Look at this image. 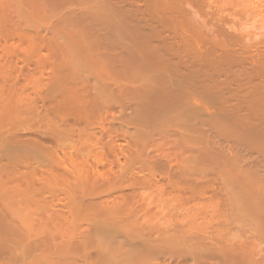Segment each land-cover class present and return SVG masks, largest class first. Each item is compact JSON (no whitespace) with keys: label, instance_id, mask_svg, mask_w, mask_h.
I'll return each instance as SVG.
<instances>
[{"label":"rangeland","instance_id":"374dc122","mask_svg":"<svg viewBox=\"0 0 264 264\" xmlns=\"http://www.w3.org/2000/svg\"><path fill=\"white\" fill-rule=\"evenodd\" d=\"M108 1L106 3H110L109 5L111 6H114V3H119L118 7L119 9H121V17L122 19H124L123 21H125V23H127L128 21H132L133 19V22L131 24L137 25V23L139 22V27L142 24V27H140L141 30L145 28V32H147L148 35L152 34L151 36L154 35L153 32L156 35V28H158L160 31L159 34L157 33L158 36L156 35L157 37H159L157 38L158 43L155 39H153V41L155 40L154 42H156L157 44H159L160 42L166 44L167 39V43L169 41V45L171 46H174L177 43V47V45L182 43L179 46H185L184 49L180 48L179 46L177 48H180V50L183 49L182 52L188 49V52H190L191 54V51H193L194 53V51L198 49L197 51L200 52H196V54L199 55L201 53L200 55H202V52H204L206 56L203 54V58H210L214 56V60H217L216 55H218V60L216 63H211L213 62L212 58H210L212 59L211 61H208V59H206L205 61V59L203 60L202 58V61L206 62L204 63V65L208 67L205 69L204 66L205 70L208 69V71H206L207 76L213 74L211 75V77L219 82H224L225 84L223 86H225L226 88L224 87L223 90L218 89L220 90V92L223 91L222 94L219 91L218 93H215V91L213 92L211 89L210 91L208 90V87H205L208 88L206 89V93L204 92L205 88H203V94L201 92V100L198 101L202 102V109H198V111L200 112H195L196 115L194 113L192 114L193 109L192 111H190L191 108H189L190 110H188V108L186 109L179 104H175L174 106H178V109L182 107L183 109L185 108L187 112H191L190 115H192L190 116V118L188 116L185 117L189 113L185 115L183 113V115H181V118L185 119V121L183 122H187V124H183L181 122L182 119L180 120L181 123L178 122L177 119H180V117H177L176 112H180L182 114L183 111H178L174 106H172L174 110L172 109V107L170 108L172 110H166V113L168 114H163L161 113V111H158L161 114L158 113V116H156L154 113L152 114L153 118L151 116V119L149 115L146 116L148 117L146 119V121L148 120V122L149 119L151 122L152 119H155L154 122L148 123L151 125L149 126L144 120L146 117H143L141 118V120H139V118L142 117L141 113L143 112H139L140 109H143V107L140 106L139 102H142L143 104L145 101H147V98L149 99L148 94L153 91V88L150 87V84L153 86V82L150 83L151 79L149 80L147 78L152 76L149 73L144 72L146 73V75L148 74L146 78L143 71L141 72L139 70L141 73L136 72V67L133 66L131 59L128 58L129 54L127 52V47L125 44V46L122 47V43L121 48L124 49V47H126V53L123 49V53H119L121 52V50L119 51L120 48L118 49V53L122 54L123 57L119 54V56L116 55L118 57L113 56L115 55L113 54L114 51L112 50V48L115 49V47H113L114 42L112 46V42L109 41L113 40L109 39L111 38L109 36H107L109 37L107 39L104 33H101V23H97L98 19L101 20V16H103L104 14L102 11H104L105 9L103 5L105 4V0H29V3L30 5H32V7L23 6L20 0H0V7L2 5V8H0V25L2 27V29L0 28V32L5 31L3 30V27H5L6 24H12L13 28H16L17 31L20 29L21 32L31 31L32 33H38V35H41L38 31H42L43 35L45 36L46 33V36H48V38L49 35L51 36L52 34H54L51 36V38L53 39V37H55L57 41L55 40V38V41H52H54V44L58 45V49L61 51V54L64 55V57L62 55L63 60L65 61L64 58H66V60L68 58L65 57V54L66 56L70 55V57L68 58L70 61L67 60V63L66 61L65 63L63 61V67L67 64V68L65 67V70L69 72V74L72 71L73 74L71 73L70 76L73 77V82L77 84V86L80 85V88L86 85V83L90 84L91 87L89 85L88 86L90 88V91L93 92L92 97L95 94L93 105L95 106V109L99 111L98 114L100 113L101 109V113L98 115L99 118L97 117V122L95 121L96 125H89V129L86 127L88 129L87 132H85V127L83 126V128L82 125H78V128L80 129L79 130L78 128H75V126L77 127V125L73 126L74 128H72L71 124L73 122H69L70 124H67L69 127L71 126V132L74 129L73 132H75L74 134L76 135H73V133L70 132L72 136L70 134L69 137L71 136L73 137V139L70 137L71 139L68 138L62 146H54L53 151H55L56 153H54L55 157L53 159L55 160L51 159V161H49L45 160L47 158H43L42 160L36 162V160L33 159L32 156H30L31 154L27 152L23 154L17 152V154H19L17 155L15 153V156L12 153L13 156H8V158L10 157L9 161L7 157V161L5 162L2 161L3 159H0V162H2L0 163L1 170L2 168H4V165L9 166L11 163V167H5L10 171L11 169L15 171L16 168H13L15 167L14 165H16L17 169L19 168L18 170H20V172L23 171L20 173L18 172V170H16L18 173L16 172L15 175L18 174L21 179L24 176H21L20 174L23 173L24 175V172H26L25 170H27L26 173L32 171V175L28 173L29 177L26 174L24 178H26V176L27 179L30 177H32L30 179H33V177H35L37 181L39 180V182H37V185L39 183V187H42V185L48 183V185L46 184L45 187L40 188L39 193H41L42 195L38 193L37 196L39 198V196L41 195V198H39L41 200H38L41 204L43 203V205L46 202L45 205L47 206L45 207V209L48 210L47 212H49V214L47 212H43L46 213L47 216H42L43 213L38 214L34 210L37 213L36 215L35 212L31 210V205L29 209L36 216H32V218L29 214L31 212H27L28 208L25 209L26 211L23 209L20 210V212L17 211L18 213L14 212L17 213L15 217L17 219H15L14 217L13 219L18 221H15V224H17L15 225V229L11 227L9 230H7L5 228H1L2 226H0V234L2 235H0V264H264V0H180L181 2H177L178 0H162L165 4L161 2V0H118V2L117 0ZM170 1H174L173 4L175 2L176 5L178 4V6H176L177 8L175 7V5L173 6L176 10H174L171 5L172 2ZM159 2L163 5H159ZM168 2L170 5L168 4ZM164 5L165 7L168 6L169 10L173 9L174 11L171 10L173 12L170 13L167 8H165L164 10ZM5 6H8V8ZM170 6L171 8H169ZM30 7L34 10L33 16L31 13L33 12V10L28 9ZM35 8L40 10L41 12H38ZM28 11L30 12V14L28 13ZM164 11L169 12V14H164L166 15V17L169 16V18H163ZM179 11L181 12V17ZM159 12H163L162 16ZM175 14L177 16L179 14V17H177ZM83 16H85V18ZM153 16H155V18L152 19ZM170 16L172 20L170 19ZM92 19L95 20L93 21ZM167 19L171 21L170 22L168 20V22H170V25H168L169 23L167 22ZM146 20L148 21V25H145L147 24ZM149 20H151V22L153 23H151ZM141 21L144 23V25L143 23L140 24ZM150 23L151 26L153 24V27L156 26L154 28L155 30L150 29ZM12 25H10V27H12ZM97 26L100 27V29ZM143 26L145 27L143 28ZM16 29H13V32L14 30L16 31ZM149 30H152V32H149ZM50 31L52 32L51 34ZM191 31L194 34L191 33ZM88 33L90 34V37ZM176 33L179 36V38H177V36H174L175 38H177V40L173 37V34ZM144 34L146 35V33ZM185 34L188 35V38L189 36L192 37L189 38L191 46L189 43H187L189 41L185 40ZM161 35L164 38H161ZM180 35H182V37ZM184 35L185 37H183ZM11 36L13 35H5V33L4 35H0V68L2 69L3 67L4 70L6 69L5 73H8L9 75L11 74L10 76L12 77V81L14 84H16L17 89H21L18 92H22L20 93L22 96L25 95V98H27V95L28 98L34 97L33 101L36 104L34 102L31 103H34L35 107H38L40 105L39 108H37L39 109L38 113L40 114L43 109L45 113V107H47L49 102L41 103L42 100H39V98H43L42 94L44 93L45 88L42 86L43 84H39L42 83L43 80L41 82L38 80L43 79L41 77L43 76V74H47V70L50 69L49 64L46 63L45 66L44 64H41L42 66L37 65L38 67H42L41 69L44 68V71H47L43 73L44 71L39 68L42 71L41 75L38 67H36L35 69L36 64H39V62L33 61L36 64L33 63L34 66H32L31 62L33 57L28 56V58L31 59L29 60L28 58H26V55H24L25 58L22 56L25 51L24 44L18 42L19 38H16L17 34L16 37L15 35L14 37ZM102 37L105 41L102 39ZM172 37L176 41L175 44V41L173 42V45V39H170ZM183 38L184 40H182ZM64 39L67 40L65 41ZM159 39L162 41H159ZM194 39H198V41L200 39L202 43H199L198 41L196 43V40ZM192 40H194V42ZM191 41L196 44L194 46H197V44L202 45V50L201 48H198L199 46L196 47L197 49L192 47ZM74 42L76 43L73 44ZM163 44H159L160 47H158L160 50L162 49ZM17 46L20 49L24 46V49L22 48L24 50H22L23 53L20 49L17 48ZM205 46H208V48L209 46H214L215 50L214 48L207 49ZM219 49L221 50L220 54ZM80 50H82L83 52L85 50H88V53L90 54L88 56L92 55L91 58H94L95 60L98 59L96 63L99 64V68L97 67V69H100V67L102 69L98 70L102 71V75L100 76L107 74L103 77H106L108 79L107 81L109 82V85H111H107L110 87V89L109 87L107 89H109V91H112V93L109 92V94L111 93L110 97L108 95L106 96V94L100 97V94H98L99 89L96 88L99 85H96L100 83V81L98 79L94 80V78H96V76L94 75L96 74L90 69V67L86 66L85 62L82 60L83 57L81 58L83 52L81 53ZM162 50V53H164V46ZM210 51H217L218 53L214 52L213 56L211 54L209 56L208 52ZM42 52L44 54L42 53L41 61L43 57L46 58L48 57L47 55H49L46 50H42ZM184 52L187 55L189 54L186 51ZM26 53H28L27 55H30L29 52ZM86 53L83 54L85 55ZM221 53H224L225 55H221ZM71 56H73V58ZM101 56L102 58L101 60H99ZM220 56H222L221 58L223 59H220ZM75 57L76 60L77 57L79 58L77 60L78 62L73 61L75 60ZM119 57H121V59ZM33 60H35V58ZM113 60H115L116 63L115 61L113 62ZM126 60H130L129 62H131L132 64L130 65L129 63L130 67L133 66L135 70L133 68H129V65L127 66L126 63L128 62H126ZM221 60L223 61V64ZM45 61L43 63H45ZM98 61H101V63ZM72 62H76V66L77 63L78 66H80L77 68L73 67L72 65H74V63ZM207 62L209 64L211 63L213 67L217 63L222 66L219 68L214 67V69L218 68L214 70L213 67L210 66L211 64L209 65ZM26 63H28L29 65ZM21 66L23 68H20ZM7 68L13 71L8 70ZM74 69H77L79 71H75ZM138 69L139 68L137 67V70ZM80 70L81 72L83 71V73L85 72V75L81 73ZM33 72L38 74L35 75V73ZM77 72H80L81 75ZM2 73L3 71L0 75H2ZM76 75L79 77L81 76V78L77 77ZM138 76L140 77L139 79ZM28 77H30L31 79ZM32 78H35V80L36 78L39 79L37 80V82H35ZM21 79H24V81ZM102 79L105 80L104 78ZM18 80H21V82ZM31 80H33L35 84L33 81L32 83ZM226 82L228 83L226 84ZM94 83L97 84L93 85ZM117 84L119 85L117 86ZM25 85H27L26 88L29 92L26 90ZM32 85H35V87L41 85L38 87L39 90L38 88H36L37 90L34 88V91L36 90L35 92L37 93H33L34 91ZM42 87L44 88V90H42ZM228 88H230V90H228ZM40 89L42 90V93ZM147 90L151 92L146 93ZM208 91H210V93H213L210 94L208 93ZM144 93H146L147 98L145 97L146 99L143 102V98H141L140 96H143ZM214 93L215 97H217L219 94L220 99L219 97L215 98L212 95ZM38 94H41L42 97ZM223 95L226 96L227 99H230L224 102V99L226 97H224ZM36 97L39 98H37V100L35 101ZM139 97L141 98V100L139 99ZM24 103L28 105L30 102H27L28 104L26 102ZM44 104H46V106H44ZM223 104L226 105H224L223 107ZM143 106L144 108H146L144 104ZM224 108L226 109L224 110ZM34 113L35 114L33 115L35 116L31 119L33 123L29 122L31 126L28 125V123L26 125V128L31 127L30 129H32V131L34 130L38 132L41 131V129L43 130V128V132H45V127L47 125L44 124V122H49L51 118L48 119V122H46V118H49L50 114L51 116H53L51 121H53V118L55 119L58 116H54L51 112H49L47 117L45 116V118H42V115L45 114L41 112L42 115L40 116H42V121H40L41 118L38 117L39 114H36L37 112L35 110ZM146 113L147 112H143V116H145ZM59 118L60 117L58 116L55 120H58ZM186 118L189 119V121L186 120ZM36 119L38 122L37 124H35ZM142 121H144L146 124H142V126L138 125L141 124ZM98 124L100 125L97 126ZM144 125H146V128ZM80 126L83 128V130ZM77 131H79V133L80 131H84V133H80V135L83 134L80 138L78 137L80 135ZM135 140L138 142L136 143ZM52 147L53 146H51V149H53ZM63 147L67 149L65 150ZM117 153L120 154L118 155ZM135 158L138 161H136ZM16 159L18 161H16ZM56 159L58 162H56ZM59 159H61V161ZM63 159L66 160L64 161ZM112 161L115 164L112 163ZM53 162L55 163V166ZM156 163L159 164L160 167H162L159 168ZM24 164L26 165V167ZM12 165L14 167H12ZM32 167L34 170H30L32 169ZM156 167H158L159 169ZM8 169L5 170L4 168L7 174L10 173L7 171ZM1 170L0 175L5 172H2ZM156 170L159 172H157ZM127 171L130 172L128 173ZM140 171L142 173H140ZM50 172L52 173V175ZM58 172L60 173L56 174ZM175 172L177 173L175 174ZM12 173L13 172H11V174ZM85 176H88L90 178L92 177L93 179H95V182L96 180H99L97 181V183H99L98 185H100V180L103 185H106V183L104 182V178L108 176L107 180L109 182V180L113 177L112 181H115L116 184H114L112 181L108 183L106 180L107 185L105 187H103V185H100L103 188L101 189L104 190V192H102V190L100 189V191L102 192L100 195H103L106 198L105 200H108L106 201V203H103L104 207H110L111 209H120L121 212L118 215H114V217L108 213H105L107 216L105 214H103V216H82L79 213L75 214V211L73 209L74 204L72 203V197H83L80 194H83V192L85 191L80 192L79 187L82 184L81 180H83V178H86ZM69 177L71 178L69 179ZM102 177H104L103 180ZM109 177L111 178L109 179ZM60 178L61 180H59ZM75 178L77 182H75ZM79 178L82 179L79 180ZM120 178H122L123 180ZM132 178L134 180L137 179L138 181H136L139 182L138 184L136 183L137 185H132L133 187L129 186V184H131L129 182L133 181ZM27 179H25V181L23 180V184L25 183V188ZM175 179L176 181H178L179 179L180 181H190L193 185L201 187L202 189L199 188V192L195 195L188 192L185 193L186 191L184 192L183 190H180L182 188L177 187L175 185L176 183L174 184ZM125 180L129 181L127 182ZM79 181L80 184H78ZM117 181H120L119 184ZM121 182H123V184ZM64 183L65 185H67V188L65 187ZM97 183L96 192L99 194L100 186L98 187ZM73 185L75 187H73ZM49 186H52V189H50ZM70 186L71 188H69ZM84 187L82 185V188ZM59 188L63 190H60ZM86 188H84L83 190H85ZM69 189L73 194L69 191ZM88 189L90 191V188ZM88 189L86 190L87 192ZM250 189L253 192L252 196ZM134 193L135 195H133ZM85 195L87 197L89 193ZM218 196H221V199L219 198L217 201ZM230 197L233 199V203ZM227 198H229L230 200ZM225 200L227 203L225 202ZM220 201L221 204L225 203L228 207L223 204L221 205V208ZM1 202L2 201H0V203ZM228 202H231L234 206L229 204ZM216 205H218V208H221V210L218 209ZM224 206L226 207V209ZM52 213L54 215V218L57 217L56 219L53 218ZM54 213L56 214V216ZM143 215L145 216L143 217ZM35 217H37V219L39 218L38 221L35 220ZM44 217L46 220H44ZM104 217L107 218L105 219ZM108 217H112V219ZM40 218H43L42 221ZM50 219L53 220L51 221ZM143 219H145L146 222ZM31 227H34V229H31ZM28 240L29 243L26 242Z\"/></svg>","mask_w":264,"mask_h":264},{"label":"bare ground","instance_id":"6f19581e","mask_svg":"<svg viewBox=\"0 0 264 264\" xmlns=\"http://www.w3.org/2000/svg\"><path fill=\"white\" fill-rule=\"evenodd\" d=\"M22 3V5L23 6H25V7H29V6H31L32 7V5H30V3H29V0H20ZM103 1V0H102ZM108 1V0H107ZM106 0H105V4H103L104 5V7H105V9H104V11H102L104 14H103V16H101V20H99L98 19V21H100V22H98L97 21V23L99 24V23H101V33H104V35H105V37H107V36H109V37H111V38H109V37H107V39L109 38V39H112L113 41H109V42H112V46H113V42H114V46L113 47H115V49H113L112 48V50L115 52H113V54H115V55H113L114 57L116 56V55H118L119 53H123L122 51L124 50L125 51V53H126V47H127V52H128V54H129V57L128 58H130L131 59V61H132V63H133V66L134 67H136V72H142L143 71V73L144 72H147V73H149L152 77H149V78H147L146 76L148 75H146V73H142L147 79H151L150 80V83H152L153 82V86L150 84V87H152L153 88V91H152V89H151V91L153 92H149V90H147L146 91V93H150V94H148V97H149V99L146 97L147 95H146V93H144V95L143 96H140L141 98H143V102H144V100L146 99L147 101H145L143 104L145 105V107L146 108H144V106H143V104H142V102H139V104H140V106H142L143 107V109H140V111L139 112H147L146 113V115L145 116H143L144 114H143V112L141 113L142 114V117H140V114H139V120H141V118H143V117H146V116H148L149 115V117H150V119H151V116H152V114H154L155 113V115L156 116H158L157 114L158 113H160V112H158V111H161V113H163V114H165L166 113V110L168 111V109H169V111L170 110H174V108L172 107V106H174L175 104H179V105H181V106H183V107H185L186 109L188 108V110H190L189 108H191V110L190 111H192V109H193V111H192V114L194 113L195 115H196V113H198V112H200V111H198V109H202V102H198L199 100H201V95L203 94V88H205V87H208V88H205V91L204 92H206L207 93V90L206 89H208V90H212L213 92L215 91V93H218V91L220 92V90H223V88L225 87V86H223L225 83L224 82H219V81H217V80H214L212 77H211V75H213V74H211V75H208L207 76V74H206V71H208V69L207 70H205L206 68H208V67H206V65H204V63H206V62H204V61H202V56H203V54L205 55V53L204 52H202L203 54L202 55H198V54H196V52H200V51H197L198 49L196 48V47H198L199 49L202 47V45H198L197 44V46H194V45H196L195 43H193L194 42V40H196V39H194V40H192L191 42H192V47H194V48H196L197 50H195L194 51V53H193V51H191L192 53L190 54V52H188V49L187 50H184V51H186V52H188L189 54L187 55L184 51V53L182 52V50L184 49V47H182V46H179V45H181L182 43H180L179 45H177V47H176V41L173 39V37L174 36H177V38H179V36L177 35V33L176 34H173V37L172 38H170L171 40L173 39V41H172V45H173V42H174V46L176 47H174V46H171V45H169V41H168V43H167V39H166V44H163V42H160L159 44H163V46H164V53H162L163 52V46H162V51L159 49V44H157L158 43V41H157V38H159V37H157L158 35H157V33L159 34V29L158 28H156L157 30V33H156V35H155V33L153 32V36H151L152 34L151 33H149V34H151V35H148V33L147 32H145L146 30H145V26H143V28L144 29H142L141 30V28L140 27H142V24L141 23H143L142 21L140 22V27L138 26V23H137V25L135 24V22H134V24L136 25H133V24H131L132 22H133V19H132V21H126L127 23H125V21H123L124 19H122V17H121V9H119V3H117V4H115L114 3V6H111V5H109L108 3H106L107 2ZM149 1V0H148ZM175 1V0H174ZM173 1V2H174ZM177 1V0H176ZM181 1H184V0H181ZM180 0H178L177 2H181ZM189 1V0H188ZM84 2V1H83ZM91 2V1H90ZM93 2V1H92ZM109 2V1H108ZM116 2V1H115ZM117 2H118V0H117ZM153 2V1H152ZM161 2H163L164 3V1H162L161 0ZM167 2V1H166ZM170 2H172V1H170ZM173 2H172V7L175 5V7L176 6H178V4L176 5L175 3L173 4ZM17 3V2H16ZM66 3V2H65ZM140 3V2H139ZM194 3H196V2H194ZM2 4V3H1ZM34 4V3H33ZM39 4V3H38ZM108 4V5H107ZM163 5L162 3H160L159 2V5ZM165 4V3H164ZM168 4H169V2H168ZM168 4H166V5H168ZM170 5V4H169ZM150 6V5H149ZM5 7H7L8 8V6H5ZM24 7V8H25ZM28 8L29 10L30 9H32L33 10V8ZM142 7V6H141ZM162 7V6H161ZM0 8H2V5H1V7ZM84 8V7H83ZM122 8V7H121ZM139 8V7H138ZM165 8H167L168 9V6L167 7H165V5H164V7H163V9L165 10ZM169 8H171V6L169 7ZM174 8V7H173ZM177 8V7H176ZM6 9V8H5ZM26 9V8H25ZM27 9V10H28ZM36 9V8H35ZM40 9V8H39ZM102 9V8H101ZM31 10V11H32ZM38 12L40 11V10H38V9H36ZM171 10H173V9H171ZM171 10H169L168 9V11H170V13H172L174 10H176L175 8H174V10L173 11H171ZM2 11V10H1ZM7 11V10H6ZM86 11V10H85ZM84 11V12H85ZM150 11V10H149ZM161 11V10H160ZM168 11H164V13H163V18L165 19V18H169V16L168 17H166V15H164V14H166V13H168L169 14V12ZM181 11V10H180ZM179 11V12H180ZM41 12V11H40ZM142 12V11H141ZM157 12H158V10H157ZM182 12V11H181ZM181 12L179 13L180 14V17H181ZM4 13H5V11H4ZM28 13L30 14V12L28 11ZM32 13V16H33V13H34V10H33V12H31ZM36 13V12H35ZM89 13H90V11H89ZM159 13H161V12H159ZM162 13H161V16H162ZM177 13V12H176ZM39 14V13H38ZM41 14V13H40ZM88 14V13H87ZM179 14H178V16L177 17H179ZM9 15V14H8ZM85 15V14H84ZM149 15V14H148ZM11 16H12V14H11ZM14 16V15H13ZM39 16V15H38ZM132 16V15H131ZM147 16V15H146ZM150 16V15H149ZM174 16V15H173ZM4 17V16H3ZM6 17V16H5ZM8 17V16H7ZM42 17V16H41ZM84 18H85V16H83ZM99 17V16H98ZM97 17V18H98ZM133 17V16H132ZM135 17V16H134ZM176 17V18H177ZM9 18V17H8ZM18 18V17H17ZM31 18V17H30ZM34 18V17H33ZM87 18V17H86ZM128 18V17H127ZM153 18H155V16H153L152 17V19ZM173 18V17H172ZM32 19V18H31ZM59 19V18H58ZM136 19V18H135ZM140 19V18H139ZM149 19H151V18H149ZM162 19V18H161ZM170 19H171V16H170ZM180 19V18H179ZM179 19H178V21H179ZM14 20V19H13ZM20 20V19H19ZM18 20V21H19ZM60 20V19H59ZM86 20V19H85ZM93 21L95 20V19H92ZM145 20V19H144ZM156 20V19H155ZM168 20L169 19H167V22H168ZM172 20V19H171ZM32 21V20H31ZM147 21V20H146ZM146 21H144V22H146ZM150 22H151V20H149ZM170 21V20H169ZM181 21H183V20H181ZM40 22H42V21H40ZM129 22H130V24H129ZM158 22V21H157ZM164 22V21H163ZM166 22V21H165ZM171 22V21H170ZM170 22H168L167 24L168 25H170ZM20 23V22H19ZM93 23V22H92ZM96 23V24H97ZM151 23H153V22H151ZM151 23L149 24L150 26H151ZM179 23V22H178ZM183 23V22H182ZM21 24V23H20ZM24 24H26V23H24ZM53 24V23H52ZM95 24V23H94ZM123 24V25H122ZM158 24V23H157ZM10 25H12V24H10ZM10 25H5V27H3V30H5V31H1L0 32V35H4V33H5V35H13V36H11V37H14V35H15V37H16V34H17V37L16 38H19L18 39V42L20 43H23L24 44V46H25V49H24V46L23 47H21V49L20 48H18V46H17V48L18 49H20L21 51L23 50L24 51V53H23V51H22V53H23V57H24V55H26V58H28V56H32L33 57V59L35 58V60H33L32 59V66H34L33 65V61H36V62H39V64H36V63H34V64H36V66H35V69H36V67H38L39 65L40 66H42L43 64H44V66H45V64L47 63V64H49V70H45L46 72H47V74L45 73V71H44V68L43 69H41L42 67H38V70H43L44 72L43 73H45V74H43V76H41L43 79H40V80H38L37 78H36V80H35V78L33 79L35 82H37V80L38 81H42V83H39V84H43L42 86L45 88V90H44V88L42 89V90H44V93L42 94L43 95V98H39V97H36V99H35V101L37 100V98H39V100L41 101V103H44V102H49L48 103V105H47V107H45L46 109V112L44 113V109H43V111H41V112H43V114H45V115H42V113L40 112V114L38 113L39 112V109H37V108H39V106L38 107H35L34 106V97H29L28 98V95H27V98H25L24 96L25 95H21L20 93H22V92H18V91H20L21 89H17V86H16V84H14L13 83V81H12V77L8 74V73H5V70L3 69V67H2V71H3V73H2V75H0V159L2 160V161H7V159H6V157L8 158V156H13L12 155V153L14 154V156L17 154V152H20L21 154H23V153H30L31 155L30 156H32L33 157V159H35L36 160V162H38V161H40V160H42L43 158H47V159H45V160H49V161H51V159L52 160H55V159H53L54 157H55V154L54 153H56L55 151H53L54 150V146H56V147H58V146H62L63 145V143H65L66 141H67V139L69 138V139H73V137H71L72 136V134L71 133H73V135H76V134H74L75 132H73L74 131V129L72 130V132L70 131V129H72V128H74L73 126H75V125H77V127L75 126V128H78L79 126L78 125H82V127L84 126L85 128L87 127L88 129L90 128V126L91 125H96L95 124V121L97 122V119L99 118L98 117V115L101 113V109H100V113L98 114V112L99 111H97V109H95V106L93 105V99H95L94 97H95V94L93 95V97H92V94H93V92L92 91H90V88H89V86H90V84H87L86 82V85H84V86H82L81 88H80V85L79 86H77V84H75L74 82H73V77L72 76H70V74L72 73V71L70 72V74H69V72H67L66 70H65V67H66V65L63 67V57H64V55L63 54H61V51L58 49V45H56V44H54V41L56 40V38L55 37H53V39L51 38V36L52 35H54V34H52L51 36L49 35V38H48V36H46V33H45V36L43 35V32L42 31H38L39 32V34H41V35H38V33L37 34H35V33H32L31 31H26V32H21V30L19 29L18 31H17V29L16 28H13V25H12V27H10ZM57 25V24H56ZM143 25H144V23H143ZM145 25H148V21H147V24H145ZM154 25V24H153ZM153 25L150 27V26H148V27H150V29H153V30H155L154 28L156 27H153ZM161 25H162V23H161ZM164 25V24H163ZM172 25V24H171ZM184 25V24H183ZM23 26V25H22ZM24 26H26V25H24ZM165 26V25H164ZM98 27V26H97ZM100 27H98L99 29H100ZM159 27V26H158ZM162 27V26H161ZM0 28L2 29V27H1V25H0ZM16 29V31L14 30V32H13V29ZM57 28V27H56ZM146 28H147V26H146ZM164 28V27H163ZM173 28H174V26H173ZM139 29H140V31H139ZM149 29V28H148ZM161 29V28H160ZM50 30V29H49ZM98 30V29H97ZM166 30H167V28H166ZM176 30H178V29H176ZM33 31V30H32ZM57 31V30H56ZM162 31H163V29H162ZM186 31H188V30H186ZM2 32H4V33H2ZM12 32H13V34H12ZM15 32H17V33H15ZM42 32V33H41ZM46 32H48V31H46ZM149 32H152V30L150 31L149 30ZM169 32V31H168ZM174 32H176V31H174ZM15 33V34H14ZM52 32L50 31V34H51ZM54 33V32H53ZM142 35H141V34ZM144 33H146V35L144 34ZM167 33V32H166ZM165 33V34H166ZM171 33H172V30H171ZM179 33H180V31H179ZM182 33V32H181ZM185 33V32H184ZM191 33H193L192 31H191ZM89 34V33H88ZM97 34V33H96ZM161 34V33H160ZM183 34V33H182ZM187 34V33H186ZM185 34V35H186ZM194 34V33H193ZM56 35V34H55ZM86 35V34H85ZM100 35H103V34H100ZM145 35V36H144ZM163 35H164V33H163ZM185 35L183 36V37H185ZM190 35V34H189ZM196 35V34H195ZM59 36V35H58ZM98 36H99V33H98ZM162 36V35H161ZM160 36V37H161ZM167 36V35H166ZM165 36V37H166ZM181 37H182V35H180ZM193 36V35H192ZM5 37V36H4ZM57 37V36H56ZM61 37V36H60ZM89 37H90V34H89ZM104 37V38H105ZM154 37V38H153ZM156 37V38H155ZM168 37V36H167ZM166 37V38H167ZM169 37H170V35H169ZM191 36H189V38H190ZM194 37V36H193ZM9 38V37H8ZM54 38H55V40H54ZM58 38V37H57ZM62 38V37H61ZM101 38V37H100ZM161 38H164L163 36L161 37ZM160 38V39H161ZM175 38V37H174ZM177 38H175L176 40H177ZM188 38V35H186V39L185 40H187V41H189V42H187V43H189L190 44V46H191V43H190V39ZM192 38V37H191ZM15 39V38H14ZM60 39V38H59ZM67 39H69V38H67ZM66 39V40H67ZM96 39H98V38H96ZM102 39H103V37H102ZM106 39V38H105ZM153 39H155L156 40V42H154L153 41ZM159 39V41H162V40H160ZM201 39V38H200ZM200 39H199V41H198V39L195 41L196 43H197V41L199 42V43H202V41H200ZM8 40H10V39H8ZM17 40V39H16ZM52 40H54V41H52ZM65 40V39H64ZM65 40V41H66ZM104 40V39H103ZM182 40H184V38L182 39ZM15 41V40H14ZM57 41V40H56ZM78 41V40H77ZM105 41V40H104ZM125 43H124V42ZM93 42V41H92ZM171 42V41H170ZM8 43V42H7ZM76 42H74L73 44H75ZM79 43V42H78ZM95 43V42H94ZM100 43V42H99ZM102 43V42H101ZM106 43V42H105ZM123 43V44H122ZM10 44V43H9ZM15 44H17V43H15ZM97 44V43H96ZM109 44V43H108ZM121 44H122V47L123 46H125L126 45V47H124V49L123 48H121ZM125 44V45H124ZM18 45H20V44H18ZM99 45V44H98ZM102 45V44H101ZM110 45V44H109ZM60 46V45H59ZM106 46V45H105ZM111 46V45H110ZM159 46V47H158ZM178 46L180 47V48H183L182 50H180V48L179 49H177L178 48ZM7 47V46H6ZM98 47V46H97ZM191 47V48H192ZM207 49H211V48H214V46L212 47V46H209V48H208V46H205ZM23 48V49H22ZM120 48V49H119ZM193 48V49H194ZM225 48V47H224ZM118 49H119V51L121 50V52H119L118 53ZM123 49V50H122ZM221 49V48H220ZM219 49V50H220ZM12 50V49H11ZM42 50H46L47 52H48V54L49 55H47L48 57H46V58H42V61H41V57H42ZM111 50V49H110ZM201 50H202V48H201ZM205 50V49H204ZM213 50V49H212ZM214 50H215V48H214ZM18 51V50H17ZM81 51V53L83 52L82 50H80ZM79 51V52H80ZM86 51V50H85ZM83 52V53H86L85 55L82 53V55H81V58L83 57V61L85 62V64H86V66H88V67H90V69L96 74V75H94V76H96V78H94V80H99L100 81V83H94L93 85H96V86H98L96 89H99V93L98 94H100V97L101 96H104L105 94H106V96L108 95L109 97H110V95H111V93H112V91H109V89H110V87L109 86H111V85H109V82L107 81L108 79L106 78V77H103V76H106L107 74H105V75H103V76H100V75H102V71H98V70H100L101 69V67H100V69H97V67L99 68V64L98 63H96V61L98 60H95L94 58H91V56H88V55H90L89 53H88V50L86 51V52ZM97 51V50H96ZM102 51V50H101ZM105 51V50H104ZM104 51H103V53H104ZM226 51V50H225ZM8 52V51H7ZM14 52V51H13ZM26 52H29V54L30 55H27L28 53H26ZM41 52V53H40ZM90 52V51H89ZM214 52H217V51H214ZM214 52L213 51H210V52H208L209 54V56H210V54L213 56V54H214ZM220 52H221V50L219 51V54H220ZM2 53V52H1ZM5 53H6V51H5ZM12 53V52H11ZM10 53V54H11ZM18 53V52H17ZM17 53H15V54H17ZM26 53V54H25ZM46 53V52H45ZM95 53V52H94ZM99 53H100V51H99ZM107 53V52H106ZM109 53V52H108ZM218 53V52H217ZM225 53V52H224ZM224 53H221V55L222 54H224ZM13 54V53H12ZM21 54V53H20ZM44 54V53H43ZM111 54V53H110ZM109 54V55H110ZM216 54V53H215ZM226 54V53H225ZM224 54V55H225ZM5 55V54H4ZM19 55V54H18ZM41 55V56H40ZM62 55H63V57H62ZM96 55V54H95ZM94 55V56H95ZM120 56H122V54H119ZM118 55V56H119ZM125 55V54H124ZM223 55V56H224ZM13 56V55H12ZM11 56V57H12ZM40 56V57H39ZM46 56V55H45ZM88 56V57H87ZM93 56V57H94ZM111 56V55H110ZM118 56H116V57H118ZM128 56V55H127ZM206 56V55H205ZM204 56V57H205ZM209 56H207V57H209ZM217 56V60H218V55H216ZM2 57V56H1ZM65 57H70V55H68V56H66V54H65ZM72 58H73V56H71ZM114 57H113V59H114ZM123 57V56H122ZM222 56H220L219 58L220 59H223V58H221ZM18 58V57H17ZM25 58V57H24ZM67 58V60H69ZM101 58H102V56L99 58V60H101ZM120 59H121V57H119ZM118 58V59H119ZM127 58V59H128ZM210 58H212L213 59V62H211V63H216L217 62V60H214L215 58H214V56L213 57H210ZM210 58H203V60L205 59V61H206V59H208V61H211L212 59H210ZM225 58V57H224ZM5 59V58H4ZM29 59V58H28ZM47 59V60H46ZM65 59V61H66V63H67V60H66V58H64ZM79 58L77 57V60H78ZM116 59V58H115ZM210 59V60H209ZM9 60V59H8ZM29 60H31V59H29ZM45 61V63H43L44 61ZM72 60V59H71ZM76 60V57H75V60H73V61H76V62H78ZM117 60V59H116ZM225 60V59H224ZM5 61V60H4ZM65 61H64V63H65ZM70 61V60H69ZM115 60H113V62H114ZM130 60H126V62H128V63H126L127 64V66L129 65V63H130V65H132L131 64V62H129ZM222 61V60H221ZM2 62V61H1ZM20 62V61H19ZM26 62H29V61H26ZM76 62L74 63V62H72V63H74V65H72L73 67H75V68H77V67H79L78 66V63H77V66H76ZM80 62V61H79ZM98 62H100L101 63V61H98ZM227 62V61H226ZM30 63V64H31ZM115 63H116V61H115ZM118 63V62H117ZM208 63V62H207ZM210 63V64H211ZM26 64H28V63H26ZM42 64V65H41ZM69 64H70V62H69ZM68 64V65H69ZM97 64H98V66H97ZM209 64V63H208ZM209 64V65H210ZM222 64H223V61H222ZM5 65V64H4ZM8 65V64H7ZM13 65V64H12ZM17 65V64H16ZM25 65V64H24ZM29 65V64H28ZM38 65V66H37ZM130 65H129V68H133V66L132 67H130ZM217 65V66H216ZM214 67H221L222 65H220L219 63H217ZM220 65V66H219ZM9 66V65H8ZM23 66V65H22ZM20 67V68H23V67ZM48 66V65H47ZM70 66V65H69ZM204 66H205V69H204ZM208 66V65H207ZM210 66H212V64L210 65ZM210 66H209V68H210ZM15 67V66H14ZM25 67V66H24ZM137 67L139 68L138 70H137ZM213 67V66H212ZM211 67V68H212ZM214 67H213V69H214ZM9 68V67H8ZM7 68V69H8ZM26 68V67H25ZM30 68V67H29ZM40 68V69H39ZM67 68V67H66ZM218 68H216V69H218ZM227 68V67H226ZM14 69V68H13ZM27 69V68H26ZM34 69V68H33ZM118 69V68H117ZM127 69H128V67H127ZM126 69V70H127ZM131 69H129V70H131ZM134 69V68H133ZM216 69H214V70H216ZM0 70V71H1ZM8 70H11V69H8ZM8 70H7V72H8ZM16 70V69H15ZM14 70V71H15ZM19 70H21V69H19ZM29 70V69H28ZM37 70V71H38ZM40 70V73H41V75H42V71ZM75 70V69H74ZM73 70V71H74ZM77 70V69H76ZM75 70V71H76ZM82 70V69H81ZM81 70H80V72H81ZM102 70V69H101ZM135 70V69H134ZM140 70V71H139ZM1 71V72H2ZM11 71H13V70H11ZM35 71V70H34ZM77 71H79V70H77ZM234 71V70H233ZM1 72H0V74H1ZM10 72V71H9ZM31 72V71H30ZM80 72H77V73H80ZM101 72V73H100ZM140 72V73H141ZM213 72V71H212ZM219 72V71H218ZM13 73V72H12ZM33 73H35V72H33ZM81 73H83V71L81 72ZM81 73H80V75H81ZM85 73V72H84ZM83 73V74H84ZM132 73V72H131ZM207 73H209V72H207ZM216 73V72H215ZM222 73V72H221ZM234 73V72H233ZM16 74V73H15ZM21 74V73H20ZM32 74V73H31ZM38 74V73H37ZM36 73H35V75H37ZM73 74V73H72ZM237 74V73H236ZM85 75V74H84ZM136 75V74H135ZM138 75H140V74H138ZM238 75V74H237ZM77 76V75H76ZM143 76V77H144ZM222 76V75H221ZM32 77V76H31ZM72 77V78H71ZM77 77H79V76H77ZM76 77V78H77ZM88 77V76H87ZM104 78L105 80H103L102 78ZM108 77V76H107ZM134 77V76H133ZM21 78V77H20ZM28 78H30V77H28ZM79 78H81V76L79 77ZM140 77L138 76V79H139ZM25 79V78H24ZM24 79H21V80H23L24 81ZM31 79V78H30ZM75 79V78H74ZM143 79V78H142ZM21 80H18V81H20L21 82ZM33 80H31V82L33 81ZM84 80V79H83ZM86 80V79H85ZM91 80V79H90ZM89 80V81H90ZM120 80V79H119ZM148 80V81H149ZM223 80V79H222ZM27 81V80H26ZM33 81V82H34ZM88 81V80H87ZM92 81V80H91ZM106 81H107V83H106ZM110 81V80H109ZM139 81V80H138ZM225 81V80H224ZM19 82V83H20ZM28 82H29V80H28ZM32 82V83H33ZM35 82H34V84H35ZM95 82V81H94ZM232 82V81H231ZM234 82V81H233ZM242 82V81H241ZM18 83V82H17ZM84 83V82H83ZM111 83V82H110ZM147 83V82H146ZM228 82H226V84H227ZM245 83V82H244ZM21 84V83H20ZM19 84V85H20ZM112 84H114V83H112ZM89 85V86H88ZM107 85H109V86H107ZM119 84H117V86H118ZM143 85V84H142ZM231 85V84H230ZM21 86V85H20ZM19 86V87H20ZM24 86V85H23ZM33 86V91H34V88L36 89V88H38L39 86H41V85H38L37 87H35V85H32ZM114 86V85H113ZM233 86V85H232ZM18 87V88H19ZM27 87V85H25V88ZM91 87V86H90ZM109 87V89H107ZM145 87V86H144ZM24 88V87H23ZM30 88V87H29ZM41 88V87H40ZM93 88V87H92ZM113 88V87H112ZM111 88V89H112ZM226 88V87H225ZM237 88V87H236ZM240 88V87H239ZM248 88V87H247ZM140 89V88H139ZM218 89H220V90H218ZM25 90V89H24ZM26 90H27V88H26ZM37 90V89H36ZM35 90V91H36ZM38 90H39V88H38ZM41 90V89H40ZM42 90H41V93H42ZM210 90V91H211ZM228 90H230V88H228ZM28 91V90H27ZM33 92V93H37V92ZM108 91V92H107ZM210 91H208V93H210ZM29 92V91H28ZM28 92H27V94H28ZM109 92H111L110 94H109ZM138 92V91H137ZM201 92H202V94H201ZM213 92H211V93H213ZM229 92V91H228ZM108 93V94H107ZM210 93V94H211ZM215 93L214 94H212L213 96L215 95ZM221 94L223 93V91L222 92H220ZM31 94V93H30ZM137 94V93H136ZM152 94V95H151ZM231 94V93H230ZM33 95V94H32ZM35 95V94H34ZM39 95V94H38ZM41 95V94H40ZM39 95V96H40ZM42 95H41V97H42ZM112 95H114V94H112ZM149 95H151V96H149ZM220 96H222V95H220ZM224 96V95H223ZM228 96V95H227ZM139 97V99L141 100V98ZM146 97V98H145ZM215 97V96H214ZM219 97V94H218V96L217 97H215V98H218ZM224 97H226V96H224ZM223 97V98H224ZM29 99H32V100H29ZM118 99V98H117ZM139 99H136V100H139ZM219 99H220V97H219ZM230 99V98H229ZM229 99H227V97L224 99V102L226 101V100H229ZM135 100V101H136ZM220 101V100H219ZM24 102H30L28 105H26ZM31 102H34V103H31ZM97 102V101H96ZM223 102V101H222ZM109 103V102H108ZM227 103V102H226ZM36 104V103H35ZM40 104V103H39ZM135 104V103H134ZM138 104V105H139ZM224 105H226V104H223V107H224ZM44 106H46V104H44ZM97 106V105H96ZM112 106V105H111ZM136 106V105H135ZM222 106V105H221ZM43 107V106H42ZM99 107H101V106H99ZM137 107V106H136ZM141 107V108H142ZM172 107V109H170ZM175 107V106H174ZM222 107V108H223ZM228 107V106H227ZM110 108V107H109ZM178 111L180 110H182L183 112H182V114L180 113V112H176V114H177V117H180V119L178 118L177 120H178V122L179 123H185V122H183V121H185V119H182L181 118V115H183V113H184V115L185 114H188L189 113V111L187 112V110H185V108L183 109L182 107H180V109H178V106H176L175 107ZM204 108V107H203ZM107 109V108H106ZM135 109V108H134ZM144 109H145V111H144ZM217 109V108H216ZM219 109V108H218ZM226 108H224V110H225ZM229 109V108H228ZM34 110L37 112L36 114H39L38 115V117L39 118H41L42 116V118H45V116L47 117L48 116V113L49 112H51L54 116H59L60 118L58 119V120H60V121H58V120H55V119H57V117L54 119L53 118V121H51V119H52V117L53 116H51V114L49 115V118H46L47 120H46V122H48V119H50L49 120V122L48 123H45L44 121V124H46L47 126L45 127L46 128V130H45V132H43V130H44V128H43V130L41 129V131H32V129H30L31 127H29V126H27V127H29V128H26V125L30 122V123H33V121L31 120L35 115H33V114H35L34 113ZM41 110H42V108H41ZM196 110V111H195ZM112 111V110H111ZM164 111V112H163ZM198 111V112H197ZM222 111H223V109H222ZM232 111V110H231ZM187 112V113H186ZM196 112V113H195ZM227 112H228V110H227ZM108 113V112H107ZM106 113V114H107ZM160 113V114H161ZM191 113V112H190ZM190 113L188 114V115H186L185 117H189L190 118V116L192 115H190ZM47 114V115H46ZM115 114V113H114ZM162 114V115H163ZM166 114H168V113H166ZM180 114V115H179ZM201 114V113H200ZM40 115H42V116H40ZM154 115V116H155ZM199 115V114H198ZM51 116V117H50ZM101 116V115H100ZM120 116V115H119ZM119 116H117V117H119ZM160 116V115H159ZM36 117H37V115H36ZM35 117V118H36ZM98 117V118H97ZM113 117V116H112ZM183 117V116H182ZM184 117V118H185ZM193 117V116H192ZM192 117H191V119H192ZM195 117V116H194ZM42 118L40 119V121H42ZM102 118V117H101ZM132 118V117H131ZM148 117H146L144 120H145V122L147 123V125H149V126H151L150 124H148V123H150L151 121H150V119H149V122H148V120L146 121V119H147ZM152 118H153V116H152ZM154 118H157V117H154ZM130 119V118H129ZM128 119V120H129ZM138 119V118H137ZM182 119V121L180 122V120ZM190 119V120H191ZM39 120V119H38ZM44 120V119H43ZM102 120V119H101ZM127 120V119H126ZM125 120V121H126ZM131 120H133V119H131ZM135 120V119H134ZM154 120L155 119H152V122H154ZM186 120H188L189 121V119H187L186 118ZM51 121V122H50ZM54 121H56V122H54ZM169 121V120H168ZM71 123V122H73L74 123V125H73V123L71 124V126H72V128H71V126L69 127L67 124L68 123ZM103 122V121H102ZM132 122H134V121H132ZM136 122V121H135ZM139 122V121H138ZM141 122V121H140ZM144 121H142V123L141 124H138V125H141L142 126V124H146ZM151 122V123H152ZM28 124V125H30L31 126V124ZM38 122H37V119H36V123L35 124H37ZM69 123V124H70ZM173 124V123H172ZM185 124H187V122L185 123ZM42 125V124H41ZM90 125V126H89ZM100 124H98L97 126H99ZM105 125V124H104ZM111 125V124H110ZM45 126V125H44ZM140 126V127H141ZM145 126V128H146V125H144ZM25 127V128H24ZM39 127V126H38ZM81 127V126H80ZM81 127V129L83 130V128ZM112 127V126H111ZM24 128V129H23ZM84 128V130H85V132H87L88 131V129L86 130ZM103 128V127H102ZM143 128V127H142ZM38 129V128H37ZM36 129V130H37ZM79 129V128H78ZM92 129V128H91ZM98 129V128H97ZM105 129V128H104ZM77 130V129H76ZM80 130V129H79ZM100 130V129H99ZM108 130V129H107ZM109 131V130H108ZM111 131V130H110ZM145 131V130H144ZM71 132V133H70ZM78 132V134L80 135V133H84V131L82 132V131H80V133H79V131H77ZM89 132H90V130H89ZM112 132V131H111ZM141 132V131H140ZM91 133H93V132H91ZM71 134V138L69 137V135ZM86 134V133H85ZM143 134V133H142ZM81 135H83V134H81ZM81 135L80 136H78L79 138L81 137ZM97 135V134H96ZM95 135V136H96ZM83 137V136H82ZM85 137H87V136H85ZM90 137V136H89ZM96 138V137H95ZM83 139V138H82ZM138 139V138H137ZM86 140V139H85ZM104 140V139H103ZM139 140H142V139H139ZM69 141V140H68ZM71 141V140H70ZM82 141V140H81ZM90 141V140H89ZM136 141V140H135ZM87 142V141H86ZM95 142V141H94ZM109 142V141H108ZM113 142V141H112ZM138 141H136V143H137ZM69 143V142H68ZM73 143V142H72ZM82 143V142H81ZM89 143V142H88ZM114 143V142H113ZM127 143H128V141H127ZM131 143V142H130ZM99 144V143H98ZM53 146L52 148L53 149H51V146ZM78 145H80V144H78ZM112 145V144H111ZM82 146H83V144H82ZM91 146V145H90ZM96 146V145H95ZM103 146V145H102ZM104 146H106V145H104ZM116 146V145H115ZM114 146V147H115ZM67 147V146H66ZM113 147V146H112ZM127 147H128V145H127ZM64 148V147H63ZM82 148V147H81ZM89 148V147H88ZM123 148V147H122ZM57 149V148H56ZM60 149V148H59ZM58 149V150H59ZM65 149V148H64ZM63 149V150H64ZM67 149V148H66ZM65 149V150H66ZM77 149H79V148H77ZM100 149H102V148H100ZM113 149V148H112ZM134 149H136V148H134ZM91 150V149H90ZM107 150V149H106ZM114 150V149H113ZM112 150V151H113ZM116 150V149H115ZM21 151H25V152H21ZM74 151H76V150H74ZM92 151V150H91ZM136 151V150H135ZM139 151V150H138ZM70 152V151H69ZM79 152V151H78ZM82 152V151H81ZM119 152V151H118ZM16 153V154H15ZM58 153V152H57ZM102 153V152H101ZM122 153V152H121ZM127 153V152H126ZM125 153V154H126ZM19 154V153H18ZM17 154V155H18ZM70 154V153H69ZM76 154V153H75ZM87 154V153H86ZM118 154V153H117ZM120 154V153H119ZM118 154V155H119ZM128 154V153H127ZM126 154V155H127ZM131 154V153H130ZM56 155H58V154H56ZM91 155H92V152H91ZM103 155V154H102ZM142 155V154H141ZM25 156V155H24ZM23 156V157H24ZM62 156H63V154H62ZM75 156V155H74ZM122 156V155H121ZM124 156V155H123ZM18 157V156H17ZM59 157V156H58ZM90 157V156H89ZM100 157V156H99ZM143 157V156H142ZM16 158V157H15ZM25 158V157H24ZM26 158H29V157H26ZM107 158H108V156H107ZM132 158H133V156H132ZM137 158H139V157H137ZM151 158V157H150ZM155 158V157H154ZM9 159H10V157L8 158V161H9ZM23 159V158H22ZM62 159V158H61ZM61 159H59L60 161H61ZM77 159V158H76ZM82 159V158H81ZM91 159V158H90ZM93 159V158H92ZM153 159V158H152ZM156 159H158V158H156ZM155 159V160H156ZM0 160V161H1ZM25 160V159H24ZM35 160H34V162H35ZM64 160V159H63ZM66 160V159H65ZM64 160V161H65ZM86 160V159H85ZM89 160V159H88ZM135 160H136V158H135ZM154 160V159H153ZM16 161H18L17 159H16ZM15 161V162H16ZM23 161V160H22ZM21 161V162H22ZM82 161V160H81ZM119 161V160H118ZM134 161V160H133ZM136 161H138V160H136ZM141 161H142V159H141ZM11 162H12V160H11ZM20 162V163H21ZM56 162H58L57 161V159H56ZM87 162V161H86ZM132 162V161H131ZM148 162H149V160H148ZM157 162V161H156ZM162 162V161H161ZM0 163H2V162H0ZM43 163V162H42ZM54 163V162H53ZM80 163V162H79ZM89 163V162H88ZM112 163H114L113 161H112ZM124 163V162H123ZM146 163V162H145ZM144 163V164H145ZM158 163V162H157ZM156 163V164H157ZM3 164H6V163H3ZM14 164V163H13ZM26 164V163H25ZM24 164V165H25ZM45 164V163H44ZM59 164H60V162H59ZM115 164V163H114ZM156 164H154V165H156ZM159 164H160V162H159ZM159 164H157V166H159V168H161L160 167V165ZM9 165V164H8ZM10 165H11V163H10ZM9 165V166H10ZM23 165V166H24ZM28 165H30V164H28ZM50 165V164H49ZM88 165V164H87ZM127 165V164H126ZM131 165V164H130ZM134 165V164H133ZM164 165H165V163H164ZM164 165H163V167H164ZM3 166V165H2ZM5 166H7V165H4V168H5V170L6 169H8V168H6ZM9 166H7V167H9ZM15 166V167H14ZM12 165V167H14L13 169H15V171H13L12 169H11V171L8 169L7 171L8 172H10V173H8L7 174V172L4 170V168H2V172L3 171H5V172H3L2 173V175H0V201H2L1 203H3V201H4V205L3 204H1L0 203V226H2L1 228H5V229H7V230H9L11 227H13L14 229H15V225H17V224H15V221L16 222H18L17 220H15V219H17V218H15L16 217V214L18 213V212H20V210H25V209H27L28 208V210H27V212H29L30 211V207H31V205H32V207H31V210H33V212H37L38 214H42L43 212H47L48 210H46L45 209V207L47 206V205H45V200H44V205H43V203L41 204L40 202H39V200H41V199H39V198H41V193H39L40 192V188H42V187H45L46 186V184L48 185V183H46L45 185H42V187H39L38 185H39V183H38V185H37V182H39V180L37 181L36 180V178L35 177H33V179H30V178H32V177H30V178H28V179H30V180H28L27 179V176L29 177V174H31L32 175V171H30V172H28V173H26L27 172V170H25L26 172H24V175H23V173L22 174H20L21 176H24L25 177V175L27 174V176H26V178H24V177H22V179L19 177V175L17 176V175H15L16 174V170H18L17 169V167H16V165ZM32 166H34V165H32ZM46 166V165H45ZM45 166H43V167H45ZM54 166H55V163H54ZM60 166V165H59ZM143 166V165H142ZM146 166V165H145ZM11 167V166H10ZM21 167V166H20ZM25 167H26V165H25ZM37 167H39V166H37ZM53 167V166H52ZM102 167V166H101ZM116 167V166H115ZM120 167V166H119ZM137 167V166H136ZM30 168V167H29ZM41 168V167H40ZM48 168H49V166H48ZM47 168V169H48ZM133 168V167H132ZM153 168V167H152ZM156 168H158V167H156ZM155 168V169H156ZM158 168V169H159ZM46 169V170H47ZM67 169V168H66ZM74 169V168H73ZM104 169V168H103ZM123 169V168H122ZM129 169V168H128ZM157 169V170H158ZM30 170H34L33 169V167H32V169H30ZM97 170V169H96ZM127 170V169H126ZM156 170V171H157ZM103 171V170H102ZM107 171V170H106ZM113 171V170H112ZM111 171V172H112ZM134 171V170H133ZM11 172H13L12 174H11ZM15 172V173H14ZM18 172H20V170H18ZM17 172V173H18ZM21 172H23V171H21ZM20 172V173H21ZM34 172V171H33ZM43 172V171H42ZM46 172V171H45ZM54 172V171H53ZM57 172V171H56ZM75 172V171H74ZM82 172V171H81ZM92 172V171H91ZM114 172V171H113ZM128 172V171H127ZM130 172V171H129ZM128 172V173H129ZM157 172H159V171H157ZM189 172V171H188ZM44 173V172H43ZM48 173V172H47ZM51 173V172H50ZM50 173H49V176H50ZM60 172H58V173H56V174H59ZM61 173H62V171H61ZM66 173H67V171H66ZM97 173V172H96ZM108 173V172H107ZM126 173V172H125ZM140 173H142L141 171H140ZM148 173V172H147ZM167 173H168V171H167ZM173 173H174V171H173ZM177 172H175V174H176ZM180 173V172H179ZM4 174V175H3ZM35 174V173H34ZM106 174V173H105ZM112 174V173H111ZM30 175V176H31ZM51 175H52V173H51ZM63 175V174H62ZM81 175H82V173H81ZM146 175V174H145ZM148 175V174H147ZM169 175H171V174H169ZM190 175V174H189ZM43 176H44V174H43ZM48 176V175H47ZM46 176V177H47ZM96 176V175H95ZM140 176V175H139ZM142 176V175H141ZM56 177V176H55ZM60 177V176H59ZM63 177V176H62ZM83 177H84V175H83ZM86 177V176H85ZM117 177V176H116ZM178 177V176H177ZM24 178V179H23ZM71 177H69V179H70ZM99 178V177H98ZM103 178L104 177H102V180H103ZM107 178H108V176L107 177H105L104 179V182L106 183V185H107V182H108V180H107ZM111 177H109V179H110ZM128 178V177H127ZM136 178V177H135ZM165 178V177H164ZM21 179V180H20ZM25 179H27V181H26V188L24 187L25 186V183L23 184V182L25 181ZM49 179H50V177H49ZM52 179V178H51ZM82 178H79V180H81ZM112 179H113V177L109 180V182L108 183H110V181H112ZM117 179V178H116ZM120 179H122V178H120ZM24 180V181H23ZM44 180V179H43ZM47 180V179H46ZM59 180H61V178L59 179ZM75 180H76V178H75ZM95 179H93L92 177L90 178V177H86V178H83V180H81V188H82V185H83V187H84V185H85V187L84 188H86V187H88V188H90V191H89V189L88 188H86L85 190H83L84 188H80L79 187V189H80V192H83V191H85V192H83V194L81 193L80 195H82L81 197L82 198H79L78 196H73L72 198V203L74 204V207H73V209H74V211H75V214L76 213H79V214H81L82 216L83 215H89V216H99V215H101V216H103V214H105V213H108V214H110L111 216H114V215H118L121 211H120V209L118 208H113V209H111L110 207L109 208H106V207H104L103 206V203L105 202L106 203V201H108V200H105L106 198L103 196V195H100L102 192H104V190H102L103 188H102V186H100V185H103V183H101V180H100V185H98L99 183H97V181H99V180H96V182L94 181ZM106 180H107V182H106ZM118 180V179H117ZM123 180V179H122ZM132 182H129V183H131V184H129V186H132V185H134V184H138L139 182H137L136 180H134L133 178H132ZM147 180V179H146ZM178 180V179H177ZM42 181V180H41ZM45 181V180H44ZM50 181V180H49ZM58 181V180H57ZM56 181V182H57ZM62 181H63V179H62ZM125 181H127V180H125ZM129 181V180H128ZM127 181V182H128ZM131 181V180H130ZM48 182V181H47ZM64 182H66V181H64ZM75 182H77V180L75 181ZM113 182V181H112ZM111 182V183H112ZM118 182V181H117ZM120 182V181H119ZM119 182H118V184H119ZM146 182V181H145ZM154 182H155V180H154ZM167 182V181H166ZM60 183V182H59ZM96 183H97V185H98V187L100 186V188H99V191H100V189L102 190V192L100 191V193L98 194L97 192H96V190H97V186H96ZM104 183V184H105ZM114 184H116L115 183V181L113 182ZM122 184H123V182H121ZM126 183V182H125ZM176 183V184H175ZM23 184V185H22ZM58 184V183H57ZM72 184V183H71ZM78 184H80V181H79V183ZM128 184V183H127ZM136 184V185H137ZM174 184L177 186V187H180V188H182V189H180V190H183L185 193H190V194H196V193H198L199 192V188H201V187H198V186H195V185H193L192 184V182H187L186 180H182V181H180V179L178 180V181H176V179H175V182H174ZM41 185V184H40ZM49 185H50V183H49ZM64 185H65V183H64ZM63 185V186H64ZM88 185V186H87ZM106 185H103V187H105ZM110 185V184H109ZM150 185V184H149ZM114 186H116V185H114ZM117 186H119V185H117ZM23 187H24V189H23ZM50 187V189H52L51 187L52 186H49ZM59 187V186H58ZM65 187L67 188V185H65ZM73 187H75L74 185H73ZM128 187V186H127ZM133 187V186H132ZM139 187V186H138ZM166 187H167V185H166ZM57 188V187H56ZM69 188H71V186L69 187ZM115 188V187H114ZM117 188V187H116ZM130 188V187H129ZM171 188V187H170ZM169 188V189H170ZM45 189V188H44ZM60 190H63V189H61V188H59ZM76 189V188H75ZM88 189V192L86 191ZM110 189H111V187H110ZM202 189V188H201ZM200 189V190H201ZM47 190V189H46ZM59 190V191H60ZM109 190V189H108ZM120 190V189H119ZM130 190V189H129ZM178 190V189H177ZM41 191H42V189H41ZM69 191L71 192V190L69 189ZM73 191V190H72ZM107 191V190H106ZM112 191V190H111ZM131 191V190H130ZM250 191H251V196L253 195L252 193V190L250 189ZM53 192V191H52ZM67 192V191H66ZM65 192V193H66ZM133 192V191H132ZM175 192V191H174ZM181 192V191H180ZM38 193L39 194H41L40 196H39V198H38ZM48 193V192H47ZM72 193V192H71ZM75 193V192H74ZM79 193V192H78ZM89 193V195L86 197V195L85 194H88ZM107 193V192H106ZM167 193V192H166ZM183 193V192H182ZM46 194V193H45ZM73 194V193H72ZM77 194V193H76ZM76 194H74V195H76ZM123 194V193H122ZM127 194V193H126ZM132 194V193H131ZM137 194V193H136ZM49 195V194H48ZM68 195H69V193H68ZM78 195V194H77ZM85 195V196H84ZM133 195H135V193L133 194ZM174 195V194H173ZM199 195V194H198ZM46 196V195H45ZM71 196V195H70ZM124 196V195H123ZM128 196V195H127ZM197 196V195H196ZM217 196V195H216ZM66 197H67V195H66ZM78 197V198H77ZM134 197V196H133ZM178 197V196H177ZM200 197V196H199ZM221 197V196H220ZM219 196H218V198H217V201H218V199L220 198ZM228 197V196H227ZM113 198H115V197H113ZM39 199V200H38ZM221 199V198H220ZM222 199H224V198H222ZM225 199H226V197H225ZM227 199H229V198H227ZM230 199H232L231 197H230ZM229 199V200H230ZM33 200V201H32ZM68 200H71V199H68ZM135 200V199H134ZM117 201V200H116ZM232 201V203H233V199L231 200ZM126 202V201H125ZM132 202H133V200H132ZM183 202V201H182ZM225 202H226V200H225ZM184 203H186V202H184ZM219 203V202H218ZM227 203V202H226ZM229 203V202H228ZM231 202L229 203V204H231V205H233ZM6 204V205H5ZM117 204H118V202H117ZM126 204V203H125ZM179 204V203H178ZM217 204V203H216ZM223 204H225V203H223ZM223 204H221V201H220V207H221V205H223ZM214 205V204H213ZM226 205V204H225ZM129 206V205H128ZM127 206V207H128ZM217 206V208L219 207L218 205H216ZM227 206V205H226ZM234 206V205H233ZM232 206V207H233ZM49 207V206H48ZM70 207V206H69ZM133 207V206H132ZM182 207V206H181ZM225 207V206H224ZM228 207V206H227ZM229 207H231V206H229ZM34 208V209H33ZM135 208V207H134ZM212 208V207H211ZM216 208V209H217ZM222 208V207H221ZM221 208H218V209H220L221 210ZM16 209H18V210H16ZM107 209V210H106ZM215 209V208H214ZM225 209H226V207H225ZM35 210V211H34ZM45 210V211H44ZM50 210V209H49ZM53 210V209H52ZM179 210V209H178ZM183 210V209H182ZM208 210V209H207ZM210 210V209H209ZM213 210V209H212ZM18 211V212H17ZM26 211V210H25ZM136 211V210H135ZM138 211V210H137ZM215 211V210H214ZM228 211V210H227ZM14 212H17V213H14ZM31 213H32V211H30ZM35 212V214L37 215V213ZM147 212V211H146ZM213 212V211H212ZM218 212H220V211H218ZM217 212V213H218ZM23 213H24V211H23ZM26 213V212H25ZM29 213L30 215H31V217L32 216H36V215H34V213ZM48 214H49V212H47ZM124 213V212H123ZM182 213V212H181ZM216 213V214H217ZM228 213V212H227ZM242 213V212H241ZM27 214V213H26ZM55 214V213H54ZM60 214V213H59ZM126 214V213H125ZM47 216V214L46 213H43L42 214V216ZM50 215H51V213H50ZM52 215H53V213H52ZM106 215V214H105ZM135 215V214H134ZM191 215V214H190ZM25 216H27V215H25ZM41 216V217H42ZM55 216H56V214H55ZM107 216V215H106ZM123 216V215H122ZM126 216V215H125ZM128 216V215H127ZM145 215H143V217H144ZM215 216V215H214ZM218 216V215H217ZM13 217L15 218V219H13ZM40 217V216H39ZM59 217H60V215H59ZM115 217V216H114ZM129 217V216H128ZM142 217V216H141ZM184 217V216H183ZM190 217V216H189ZM193 217V216H192ZM208 217V216H207ZM33 218V217H32ZM36 218V219H35ZM34 219L35 220H37L38 221V219H37V217H35ZM53 218H54V215H53ZM57 217H55L54 219H56ZM105 218V217H104ZM107 218V217H106ZM105 218V219H106ZM108 218H111L112 219V217H108ZM119 218V217H118ZM124 218V217H123ZM126 218V217H125ZM137 218H139V217H137ZM41 219V218H40ZM43 219V218H42ZM42 219H41V221H42ZM70 219V218H69ZM68 219V220H69ZM97 219V218H96ZM212 219V218H211ZM217 219H218V217H217ZM14 220V221H13ZM44 220H46L45 219V217H44ZM43 220V221H44ZM51 220V219H50ZM53 220V219H52ZM51 220V221H52ZM62 220V219H61ZM109 220V219H108ZM144 221H145V219H143ZM142 220V221H143ZM183 220H184V218H183ZM214 220H216V219H214ZM213 220V221H214ZM89 222V221H88ZM111 222V221H110ZM113 222V221H112ZM131 222V221H130ZM141 222V221H140ZM140 222H138V223H140ZM146 222V221H145ZM175 222V221H174ZM189 222V221H188ZM215 222V221H214ZM2 223V224H1ZM70 223V222H69ZM105 223V222H104ZM183 223V222H182ZM181 223V224H182ZM192 223V222H191ZM224 223V222H223ZM30 224V223H29ZM143 224H144V222H143ZM143 224H141V225H143ZM199 224V223H198ZM28 225V224H27ZM31 225V224H30ZM29 225V226H30ZM117 225H119V224H117ZM148 225V224H147ZM153 225V224H152ZM190 225V224H189ZM194 225V224H193ZM205 225V224H204ZM20 226V225H19ZM34 226H36V225H34ZM62 226V225H61ZM68 226V225H67ZM70 226V225H69ZM116 226V225H115ZM133 226V225H132ZM146 226V225H145ZM181 226V225H180ZM183 226V225H182ZM188 226V225H187ZM208 226V225H207ZM210 226V225H209ZM21 227V226H20ZM56 227V226H55ZM124 227V226H123ZM138 227V226H137ZM149 227H150V225H149ZM176 227V226H175ZM195 227V226H194ZM211 227V226H210ZM29 228V227H28ZM45 228V227H44ZM60 228V227H59ZM79 228V227H78ZM77 228V229H78ZM86 228V227H85ZM122 228V227H121ZM196 228V227H195ZM205 228V227H204ZM31 229H34V227L32 228L31 227ZM36 229H37V227H36ZM39 229V228H38ZM61 229V228H60ZM125 229V228H124ZM175 229V228H174ZM177 229V228H176ZM191 229H192V227H191ZM208 229V228H207ZM215 229V228H214ZM17 230V229H16ZM67 230V229H66ZM80 230V229H79ZM84 230V229H83ZM132 230V229H131ZM146 230H147V228H146ZM185 230V229H184ZM197 230V229H196ZM200 230V229H199ZM36 231V230H35ZM43 231V230H42ZM47 231V230H46ZM50 231V230H49ZM56 231V230H55ZM77 231V230H76ZM201 231V230H200ZM5 232V231H4ZM52 232V231H51ZM80 232V231H79ZM84 232V231H83ZM178 232V231H177ZM19 233V232H18ZM35 233V232H34ZM40 233V232H39ZM182 233V232H181ZM188 233V232H187ZM15 234V233H14ZM41 234V233H40ZM88 234V233H87ZM86 234V235H87ZM179 234V233H178ZM1 235V234H0ZM4 235V234H3ZM9 235V234H8ZM28 235V234H27ZM49 235V234H48ZM70 235V234H69ZM181 235V234H180ZM2 236V235H1ZM36 236V235H35ZM38 236H39V234H38ZM43 236V235H42ZM219 236V235H218ZM76 238V237H75ZM82 238V237H81ZM90 238V237H89ZM216 238V237H215ZM7 240V239H6ZM9 240V239H8ZM10 240H12V239H10ZM20 240V239H19ZM25 240V239H24ZM84 241V240H83ZM26 242H28L29 243V240L28 241H26ZM24 243V242H23ZM78 243V242H77ZM31 244V243H30ZM25 245V244H24ZM27 245V244H26ZM35 246V245H34ZM24 247V246H23ZM18 248V247H17ZM19 249V248H18ZM25 250V249H24ZM20 251V250H19ZM63 251V250H62ZM234 251H236V250H234ZM234 251H233V253H234ZM25 252V251H24ZM30 252V251H29ZM34 253V252H33ZM27 254V253H26ZM235 256V255H234ZM229 257V256H228ZM237 257V256H236ZM26 258V257H25ZM245 258H248V257H245ZM28 259V258H27ZM60 260V259H59ZM234 261V260H233ZM36 262V261H35ZM42 262V261H41ZM241 262V261H240ZM57 263V262H56Z\"/></svg>","mask_w":264,"mask_h":264}]
</instances>
